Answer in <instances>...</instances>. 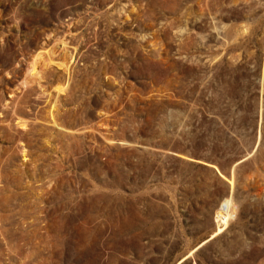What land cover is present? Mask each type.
Wrapping results in <instances>:
<instances>
[{"label": "rangeland", "instance_id": "1", "mask_svg": "<svg viewBox=\"0 0 264 264\" xmlns=\"http://www.w3.org/2000/svg\"><path fill=\"white\" fill-rule=\"evenodd\" d=\"M0 264H264V0H0Z\"/></svg>", "mask_w": 264, "mask_h": 264}]
</instances>
